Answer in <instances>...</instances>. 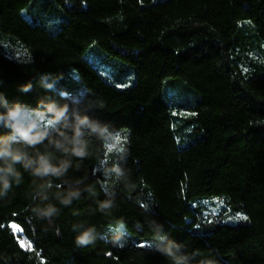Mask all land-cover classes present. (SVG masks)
<instances>
[{"label":"trees","instance_id":"trees-1","mask_svg":"<svg viewBox=\"0 0 264 264\" xmlns=\"http://www.w3.org/2000/svg\"><path fill=\"white\" fill-rule=\"evenodd\" d=\"M17 105L39 131L67 106L10 143L68 167L14 165L0 264H264V0H0V114ZM209 199L236 224L204 226Z\"/></svg>","mask_w":264,"mask_h":264},{"label":"clouds","instance_id":"clouds-1","mask_svg":"<svg viewBox=\"0 0 264 264\" xmlns=\"http://www.w3.org/2000/svg\"><path fill=\"white\" fill-rule=\"evenodd\" d=\"M25 90H27V87ZM66 112V105L54 109L52 116L49 118V122H55L56 120L63 118ZM42 118L43 117L39 113L29 116V110L18 105L8 108L4 113L0 114V122L8 127L12 133V136L9 139L0 141V162H2V166H0V196L5 195L10 189V178L19 183V173L14 167L16 163H21L25 169H31L32 174L38 177H47L49 175L59 177L67 169V162L53 165L50 162L49 157L45 155H38L36 160H32L27 158L23 152L14 149L11 146L10 140L15 137H18L29 145L39 143L44 136V133L37 129V125ZM80 124L87 126L89 121L87 118H80ZM71 145L72 147L70 149H65V151H69L73 155L79 157H83L87 154L84 150L85 145L81 140L79 127H77L75 135L71 140ZM57 147L63 146L57 144ZM121 151H123V149H121ZM119 174L120 172L117 170V175ZM46 187H51V183L49 182ZM71 195H75V193H72ZM45 211L50 213L52 209H47ZM89 238L90 233L85 232L77 239L80 244H86L89 242Z\"/></svg>","mask_w":264,"mask_h":264},{"label":"rangeland","instance_id":"rangeland-1","mask_svg":"<svg viewBox=\"0 0 264 264\" xmlns=\"http://www.w3.org/2000/svg\"><path fill=\"white\" fill-rule=\"evenodd\" d=\"M117 86L119 88H123V86H120V85H117ZM29 116H31V114H29ZM43 124H44V121L41 119L40 123L37 125V129L42 127L41 125H43ZM53 128H54L53 123L49 122L48 125L46 126V128H44L42 132L44 133V135H47L53 130ZM193 209L197 212V214L200 217L201 222L204 224V226L208 220H210L211 218H213L215 216H218L220 218V221L217 222L218 225L219 224L220 225H222V224H228V225L236 224L235 221H233V220L231 221V219L229 217H227V214L228 213L230 214L231 210L229 208H226L222 203L218 202L216 199L215 200L214 199L204 200V201L200 202L198 206H193ZM9 227H10L11 231L17 237L20 246L24 250L30 249V244L25 239L20 228H18L17 226H15V228H14L13 225H10ZM211 227H213V226H211Z\"/></svg>","mask_w":264,"mask_h":264},{"label":"snow or ice","instance_id":"snow-or-ice-1","mask_svg":"<svg viewBox=\"0 0 264 264\" xmlns=\"http://www.w3.org/2000/svg\"><path fill=\"white\" fill-rule=\"evenodd\" d=\"M235 219H247V217H244V216H241V215H237L236 217H235ZM13 227L15 228V225H13ZM23 246V245H22ZM141 246H144V245H141Z\"/></svg>","mask_w":264,"mask_h":264}]
</instances>
